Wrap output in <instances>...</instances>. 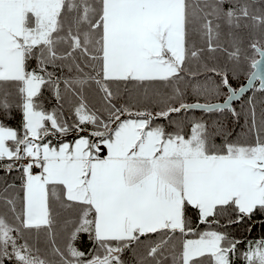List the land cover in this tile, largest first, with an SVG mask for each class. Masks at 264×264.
<instances>
[{
    "label": "snow or ice",
    "instance_id": "6c2138e0",
    "mask_svg": "<svg viewBox=\"0 0 264 264\" xmlns=\"http://www.w3.org/2000/svg\"><path fill=\"white\" fill-rule=\"evenodd\" d=\"M0 173V264H264V0H0Z\"/></svg>",
    "mask_w": 264,
    "mask_h": 264
},
{
    "label": "trees",
    "instance_id": "16d2710c",
    "mask_svg": "<svg viewBox=\"0 0 264 264\" xmlns=\"http://www.w3.org/2000/svg\"><path fill=\"white\" fill-rule=\"evenodd\" d=\"M252 94H253L252 92H249L244 97V100H247L248 99V96H251ZM260 100H261L260 95L259 94H256V101H257L258 106H259V101ZM235 106L237 107V109H239L240 108V102L235 103ZM241 123H243V121H241ZM237 131H239V129H237ZM0 175H3V173H0ZM13 175H15V173ZM261 223L262 222L260 220H257V227L251 233V236L249 238L258 237L261 234V232H262V228L260 226ZM230 231L234 232V234L237 235V236L245 235L242 227H235V228L230 229ZM85 242L87 243V241H85Z\"/></svg>",
    "mask_w": 264,
    "mask_h": 264
}]
</instances>
